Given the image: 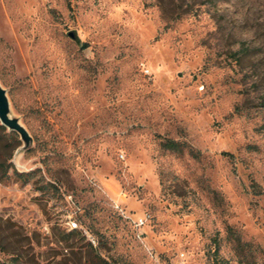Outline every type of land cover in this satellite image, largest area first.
<instances>
[{
	"label": "rangeland",
	"instance_id": "rangeland-1",
	"mask_svg": "<svg viewBox=\"0 0 264 264\" xmlns=\"http://www.w3.org/2000/svg\"><path fill=\"white\" fill-rule=\"evenodd\" d=\"M0 82V264L264 262V0H0Z\"/></svg>",
	"mask_w": 264,
	"mask_h": 264
},
{
	"label": "trees",
	"instance_id": "trees-1",
	"mask_svg": "<svg viewBox=\"0 0 264 264\" xmlns=\"http://www.w3.org/2000/svg\"><path fill=\"white\" fill-rule=\"evenodd\" d=\"M0 126L4 127V125H0ZM161 145L163 148L174 152L188 151L194 157H198L200 154L198 150H196L186 141H180L173 138H165L161 141ZM0 168H2V170L4 168V165L2 163H0ZM228 231H229L230 239L235 242L234 247L237 251L239 261L242 264H259L256 258L257 251L255 245L251 241L242 240L241 237L237 235L236 231L232 229V227H230ZM61 239L66 242V245L71 248L72 253L75 255L81 252L80 250L82 247H86L88 249L90 248L91 251L90 253H88V255L85 258L86 263L96 261L99 259L102 261H106L105 258L100 256L95 251V248L90 241H85L86 236L82 234L80 230L71 229L68 232H64ZM225 262H227V260H225ZM262 264H264V262Z\"/></svg>",
	"mask_w": 264,
	"mask_h": 264
},
{
	"label": "water",
	"instance_id": "water-1",
	"mask_svg": "<svg viewBox=\"0 0 264 264\" xmlns=\"http://www.w3.org/2000/svg\"><path fill=\"white\" fill-rule=\"evenodd\" d=\"M69 35L77 39L75 31H70ZM0 121L3 125L7 126L12 131H17L21 138L26 141L28 147L31 142V135L26 127L20 122L19 118L11 115L10 99L6 88L0 82Z\"/></svg>",
	"mask_w": 264,
	"mask_h": 264
},
{
	"label": "built area",
	"instance_id": "built-area-1",
	"mask_svg": "<svg viewBox=\"0 0 264 264\" xmlns=\"http://www.w3.org/2000/svg\"><path fill=\"white\" fill-rule=\"evenodd\" d=\"M143 218L141 217L138 222L141 224L143 223ZM67 225H68V228L71 230V229H81L82 227L80 226L79 222L74 219V217H70L67 219Z\"/></svg>",
	"mask_w": 264,
	"mask_h": 264
}]
</instances>
